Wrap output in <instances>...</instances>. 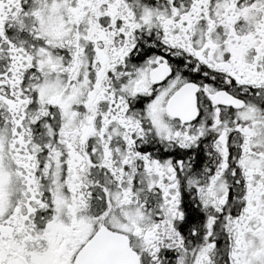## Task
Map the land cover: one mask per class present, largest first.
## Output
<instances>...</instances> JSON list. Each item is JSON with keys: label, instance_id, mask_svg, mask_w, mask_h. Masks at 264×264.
<instances>
[{"label": "snow or ice", "instance_id": "obj_1", "mask_svg": "<svg viewBox=\"0 0 264 264\" xmlns=\"http://www.w3.org/2000/svg\"><path fill=\"white\" fill-rule=\"evenodd\" d=\"M0 264H264V0H0Z\"/></svg>", "mask_w": 264, "mask_h": 264}]
</instances>
